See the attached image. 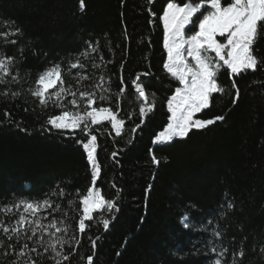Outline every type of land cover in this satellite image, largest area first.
<instances>
[{
  "label": "trees",
  "instance_id": "16d2710c",
  "mask_svg": "<svg viewBox=\"0 0 264 264\" xmlns=\"http://www.w3.org/2000/svg\"><path fill=\"white\" fill-rule=\"evenodd\" d=\"M166 3L83 0L81 8V0H0V32L16 28L22 32L0 36V56L15 58L11 74L0 83V208L20 198L51 200L53 208L41 212L43 223L54 219L64 221L60 227L69 226L64 238L71 242L63 246L69 260L63 264H88V256L93 264H213L217 254L210 251L212 246L227 249L222 264H264V29L252 48L260 61L256 70L230 75L222 68L217 82L225 91L213 93L209 107L194 114V119L223 116L224 120L193 128L183 138L153 143L169 123L168 99L180 86L163 70L166 52L158 17ZM86 51L89 55L81 56ZM77 57L85 68L69 71V61ZM57 63L65 87L73 90L93 91L100 76L105 77L111 85L106 93L110 100L96 106L116 111L114 93L126 88L118 112L125 121L121 136L108 121L89 130L97 137L100 166L94 185L83 148L89 133L52 128L47 120L61 109L52 102L41 107L31 95L38 74ZM94 63L100 67L94 68ZM77 72L89 79L77 84ZM145 72L151 75L141 76V81L155 107L141 123L140 100L131 81ZM233 81L240 93L236 103ZM13 92L19 95L13 97ZM71 98L62 101L69 111ZM137 124L140 127L133 133ZM89 187L116 207L111 212L94 211L93 220L86 221L88 227L80 232L79 199ZM60 189L64 196L58 194ZM186 215L188 228L181 222ZM17 218L15 210L0 211L5 225ZM103 219L110 222L107 230ZM213 230L221 235L214 237ZM0 240L5 242L0 264H11L15 255L4 253L8 243L17 241H8L2 232ZM23 243L33 246V241L21 240L17 250ZM241 250L243 257L236 255ZM30 255L39 260L35 253ZM50 255L45 254L44 264H55L47 259Z\"/></svg>",
  "mask_w": 264,
  "mask_h": 264
},
{
  "label": "snow or ice",
  "instance_id": "6c2138e0",
  "mask_svg": "<svg viewBox=\"0 0 264 264\" xmlns=\"http://www.w3.org/2000/svg\"><path fill=\"white\" fill-rule=\"evenodd\" d=\"M149 5H153L155 0H148ZM81 8L84 7L81 0ZM151 11V9H149ZM155 15V13H152ZM158 19L163 24V49L166 52V59L163 62V70L166 74L179 81L180 86L175 89L174 94L168 99V109L171 112L169 123L163 132L156 136L153 143L170 141L173 137H185L193 128L203 129L208 125L215 123L217 120H224L223 116H217L215 119H194V114L200 113L202 109L209 107V99L213 93H223L225 91L218 82V73L222 68H226L230 75H238L247 70L255 71L260 63L258 58L253 54V45L258 39L261 29H264V0H167L163 7V12ZM151 22V21H150ZM5 26L9 22L5 21ZM14 23V22H12ZM19 28L11 32H0V36H21ZM217 37L223 38L220 42ZM11 43H17L12 40ZM92 52L96 48L89 45ZM214 53V56L211 55ZM89 53L83 52L81 56L87 57ZM14 57L0 56V83H4V77L11 74V66L14 63ZM103 59V58H101ZM222 62V63H221ZM94 68L100 65L93 64ZM85 64L81 62L80 57L74 61H69V71L71 69H84ZM62 68L59 63L46 68L38 74L35 81L36 87L31 90V95L39 100L41 107H46L50 102L61 109L59 115L50 116L47 123L57 130H76L88 132L89 138L83 148L87 153V159L91 165V179L93 185L96 183L100 166L96 161V140L95 135H91L90 129L94 125H100L104 121L111 124L112 130L117 136H121L124 131L125 121L118 118L120 109V100L126 93V88L121 86L116 96V111L108 106H96L98 102L109 101L110 97L106 95L111 90V85L106 81L103 75L99 78V83L93 85V91L73 90L69 85L65 87L62 78ZM151 73H138L131 83L134 86L135 93L140 100L139 117L141 123L144 118L152 112L155 107L154 97L150 101L148 94L141 81V76H149ZM77 84L89 79L88 76L77 72L75 76ZM13 81L17 77L12 76ZM120 83L123 85L124 80L121 78ZM107 84V86H106ZM55 88L56 91L49 92V89ZM232 89H235L233 103L239 99V89L233 81ZM7 95V93H3ZM19 93L13 92L12 96H18ZM71 96L69 104L73 110L69 111L62 103L64 99ZM81 103L83 108L80 107ZM7 115V113H6ZM131 116V113H129ZM137 124L131 129L134 133L139 129ZM81 141H77L80 143ZM116 154L113 153V156ZM153 162L158 163L153 156ZM60 196H64V190L60 189ZM71 204L72 202L69 201ZM79 204L82 207V215L78 221V229L85 232L88 225L86 221L93 220V212L101 209H107L111 212L115 203L111 200H105L100 192L94 187L87 189V195H81ZM229 208L232 205H227ZM60 206L56 205L58 209ZM53 208V203L49 199L31 200L20 198L11 205H5L0 211L5 214H12L15 210L18 218L10 225H5L0 220V232H2L8 241L15 239L17 244L21 240L33 241V246L29 247L28 243L19 245L8 243L7 251L4 255H15L11 264H44L45 254L51 253L47 259L54 260L55 264H63V261L69 260V255L63 252V246L69 244L70 239H65L64 234L68 232L69 226L64 221L57 222L50 220L49 223H43L44 217L41 212ZM55 210V209H54ZM188 216L181 218L185 228L189 224L185 221ZM109 220L103 219L102 224L105 230L109 228ZM211 224V221L208 222ZM205 231L206 225H201ZM54 229V231H52ZM30 232L31 235H25ZM37 233H40L37 236ZM59 234V235H58ZM212 235L219 237L221 233L213 230ZM45 236L48 239H45ZM72 239H75L74 237ZM78 244L79 241L76 240ZM95 247L96 241L93 242ZM211 244L212 242L209 241ZM5 242L0 240V248L4 247ZM42 247L43 252L38 248ZM210 251L217 254L213 264H222V259L227 249L217 250L212 246ZM30 253H35L39 260L34 258ZM236 255L243 257V250ZM88 264H93V257H87Z\"/></svg>",
  "mask_w": 264,
  "mask_h": 264
},
{
  "label": "rangeland",
  "instance_id": "374dc122",
  "mask_svg": "<svg viewBox=\"0 0 264 264\" xmlns=\"http://www.w3.org/2000/svg\"><path fill=\"white\" fill-rule=\"evenodd\" d=\"M222 39H223V38H222ZM223 42H224V40H223ZM223 42H222V43H223ZM211 55L214 56V53H212ZM221 63H222V62H221ZM166 127H167V125L165 126V128H166ZM165 128H164L162 131H160L157 135H159L161 132H163V131L165 130ZM157 135H156V136H157ZM155 138H156V137H155ZM155 138H154V140H155ZM156 143H159V142H156Z\"/></svg>",
  "mask_w": 264,
  "mask_h": 264
}]
</instances>
